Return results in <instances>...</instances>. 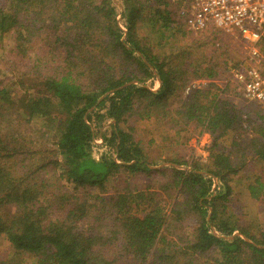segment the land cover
Masks as SVG:
<instances>
[{"label": "trees", "instance_id": "obj_1", "mask_svg": "<svg viewBox=\"0 0 264 264\" xmlns=\"http://www.w3.org/2000/svg\"><path fill=\"white\" fill-rule=\"evenodd\" d=\"M142 25L159 43L139 36ZM7 33L9 55L34 78L31 91L0 84V264H264V231L224 215L238 175L251 199L264 196V114L220 98L226 61L219 69L174 44L208 41L169 0H0ZM196 79L210 83L185 94ZM133 118L199 127L212 148L230 146L211 149L205 168L152 163ZM250 162L261 175L245 171ZM56 169L76 196H44L42 176Z\"/></svg>", "mask_w": 264, "mask_h": 264}, {"label": "rangeland", "instance_id": "obj_2", "mask_svg": "<svg viewBox=\"0 0 264 264\" xmlns=\"http://www.w3.org/2000/svg\"><path fill=\"white\" fill-rule=\"evenodd\" d=\"M139 36L144 35L147 42H158L160 40V33L156 30H150L149 26L142 25L138 28ZM12 34H1L0 35V69L9 68V72L3 75H0V84H9V87L17 92L16 86L19 87V82L27 87L28 84H33V81H30L34 78L33 73L29 72V67L31 64H26L27 66H21L17 64V61H20L19 58H14L9 55V49L12 45ZM227 38V37H225ZM224 40V39H222ZM219 41H208L203 42H193L190 39L186 40H176L174 44L180 46H188L191 48L190 52L192 53L194 59L203 60L204 62H214L220 65L219 69H223L221 62L226 61V67L228 68L233 62L237 60L238 55H240V44L236 40L228 39L219 42L220 46H216ZM159 43V42H158ZM201 45V49L192 48V46ZM228 53V54H227ZM226 54L228 57H226ZM22 63V62H21ZM21 66V67H20ZM33 70V69H32ZM28 73V74H26ZM227 75L226 79L228 80L230 74L228 70L225 73ZM20 80V81H19ZM217 84V83H215ZM224 82L217 84L218 95L220 98L225 99L235 105L237 108H241L244 111L254 110L259 112L260 108L243 98L242 94L236 91V87L229 83L228 90L222 92L221 85ZM24 87V88H25ZM158 87V84H154V89ZM29 88V87H27ZM31 91L29 88L28 91ZM22 90L21 92H23ZM184 95V94H183ZM260 113V112H259ZM131 123V126L134 128L133 136L134 139L139 141V145L146 155V159L149 162H154L156 164H162L163 161H179L181 162V168H188L194 165L201 168L209 166L210 159V150L213 152L219 151L224 148L228 150L230 142L227 138L224 140H217L216 148H212V137L201 131L199 127L187 126L180 132H175L174 129H170L168 124H166L167 119H130L128 120ZM39 124L38 120H34L33 127H37ZM49 136V135H48ZM49 142V137L44 141ZM97 142V141H96ZM52 145L48 144L47 148L52 150ZM54 149V148H53ZM99 152H96L94 155H98ZM250 158V156H248ZM179 167V168H180ZM245 171L252 172L256 175H261L262 169L259 165H254L253 162H250L249 166L245 167ZM60 173L59 169H56L55 172L48 174H43V180L47 183H51L52 186L47 188V191L44 193V196H49L52 192H60L59 195H73L76 196V193L72 189L71 184L65 182L64 180L57 181V175ZM264 181V180H263ZM247 181L244 179L243 175H238L232 180L233 187V196L227 211L224 215L235 222L241 223L242 228L251 232L264 231V196H261L262 201H256L249 197V193L246 189ZM111 184H109L110 186ZM108 186V185H107ZM112 188L109 187L108 193H110ZM262 195H264V190ZM171 205V201L166 199V201L161 202L162 212H168V209ZM7 248L2 243L0 244V257L7 255Z\"/></svg>", "mask_w": 264, "mask_h": 264}, {"label": "built area", "instance_id": "obj_3", "mask_svg": "<svg viewBox=\"0 0 264 264\" xmlns=\"http://www.w3.org/2000/svg\"><path fill=\"white\" fill-rule=\"evenodd\" d=\"M169 3L194 35H203L211 42L227 38L239 42L240 55L234 66L229 64L228 81L264 114V0H169ZM219 42L215 45L220 46ZM209 83L204 79L191 80L184 93Z\"/></svg>", "mask_w": 264, "mask_h": 264}]
</instances>
